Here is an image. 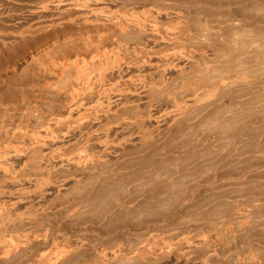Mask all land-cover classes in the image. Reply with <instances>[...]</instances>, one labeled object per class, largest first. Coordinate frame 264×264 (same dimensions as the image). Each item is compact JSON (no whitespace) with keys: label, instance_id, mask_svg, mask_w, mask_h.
I'll use <instances>...</instances> for the list:
<instances>
[{"label":"rangeland","instance_id":"1","mask_svg":"<svg viewBox=\"0 0 264 264\" xmlns=\"http://www.w3.org/2000/svg\"><path fill=\"white\" fill-rule=\"evenodd\" d=\"M116 2L118 8L129 9L134 4L135 6L132 7L140 8L135 9L142 13H146L147 10L151 13L154 11L152 14L159 19L157 24H152L150 19L148 21L155 26V29L151 25L144 33L138 31V34H143L138 35L136 28L124 32L120 25L113 26V23L106 21L103 22L105 26L102 25L103 23L94 24L96 30L92 26L81 27L82 22L74 25L65 22L67 25L62 23L64 27L60 24V27L56 28L57 25L59 26L56 24L55 28H48L50 31L44 29L47 34L41 31L42 36L39 35L40 33L34 34L36 39L31 40L32 42L27 41L26 44L17 37L20 40V42L16 41L19 47L16 45L17 48L13 51L8 49L0 51V142L5 140L6 145H14L16 141L21 146L30 145L33 142L32 135L39 134L43 128L45 129L47 121L54 114H59L57 116L63 118L62 113L76 107L70 106L73 96L71 94L73 90L70 89L80 91L83 87L78 85V89L76 86L79 75L73 72L75 70H71L73 68L70 66V60H67L68 62L65 60L67 63L64 59L62 61L71 67L68 68L71 71L66 70V64L63 65L64 63L60 61L66 52L74 50L75 46L78 51H84V48L86 51L87 47L88 50H92L96 45H101L98 48L101 51L103 44H96L100 42L101 37H103L101 42L105 41L104 46H107L113 42L112 37L116 35L115 40L118 37L123 45L120 44L122 47L118 48V51L117 45L111 46L117 51H115L116 55L121 54L127 58L120 56V60L124 59L125 65L130 57H140L132 64L135 68L131 66L128 69V64L122 66L124 69L110 68L112 74H108V71L107 78L106 75L104 78V80L110 79L107 81L109 84L110 82L114 84L118 82L120 70L121 73L126 72L122 80H119V84L126 89L125 87L122 89L119 84L117 86L125 91L131 90L129 92L132 94L135 93L130 96L131 100L134 98L133 102L131 101L132 106L130 104V107L121 108L120 115H101L102 131L107 129L106 125L109 121V123L113 121L111 123L113 126L120 122L123 123L126 131L120 132L118 136L136 137V140L133 138L134 141L131 140L127 147H124L125 151L122 150L121 155L111 158L105 167L102 166L103 168L100 166L99 169L97 167L94 169L95 167L91 166L84 172L75 170L73 173L69 170L65 172V169L52 171L51 177L54 180L58 179L57 176L60 177L59 179L71 176L67 182L68 186L60 191L57 188L58 191L55 190L54 186L53 190L51 183L45 184L48 188L44 186L43 189L41 187L38 190L35 181L32 180L34 177L29 178L28 182L26 180L27 183L24 181L22 185L25 184L24 188L28 187L25 191H29L24 194L27 195L24 197L28 198V202L25 200L23 204L26 205L20 204L17 208V205H9L10 203L9 206L6 205L14 208L5 218L8 219L10 214L16 215V218L10 216L9 220L13 219L10 221L12 224H8L9 221L5 220L8 226L6 224L0 230V236L6 235L5 237L9 239L18 240L24 237L22 233H29L32 228L30 232L40 233L39 236L48 233V236L37 239L36 243L34 241L31 243L34 245L30 244L28 248L20 245L21 247L12 254L13 257L7 255L10 257L8 259L6 254L0 251V264H42L43 261V264H48L49 260L46 258L49 255L53 258L50 259L49 264L56 262V264H264V0H116ZM121 2L124 5L120 4ZM39 3L40 0H0V21L4 20L0 26L29 21L32 19L31 11L37 10L40 7ZM151 6L153 10L149 9ZM120 12L123 11L120 9ZM179 21H183V25L180 23L182 28L184 26L179 36L182 37L177 39L178 42L171 41L169 36L176 27V25L173 27V24ZM158 23H161L159 25L161 27L158 26L156 29ZM70 25L73 28H70ZM86 27L93 29L89 30ZM150 30H155V33ZM127 35L131 37L132 43ZM106 36L112 40L109 38L111 41L108 42ZM122 39L128 40L127 44H124ZM157 40L159 44H163V47L156 43ZM163 40L171 45H167ZM87 42L91 47L87 46ZM135 44L136 46L132 47ZM128 45L132 50L126 48ZM145 45L148 48L152 47V50L146 49ZM111 46L109 48L112 49ZM141 47V52L142 50L147 52L141 54L138 49ZM65 48L68 51L63 52ZM116 57L119 59V56ZM71 58L69 59L73 61L74 57ZM65 59H68V54ZM140 61L144 64L139 65ZM136 63L139 66H136ZM143 68L145 70H142ZM164 69H167L166 74ZM141 70L142 74L137 73ZM90 71L87 74L97 82L98 72L95 77V73L91 74L93 70ZM160 71L162 73L165 71L161 73L164 80ZM63 72L72 79H67ZM70 72L72 73L68 75ZM73 73L75 76L72 75ZM237 75L239 78L235 79ZM127 76L131 80L135 79L136 84H133L134 80L130 82ZM73 77L76 83L70 82L68 86L69 81H74ZM61 78L64 81H59ZM52 82L55 87L49 88ZM55 82H58L60 90L57 89L58 84ZM72 84L75 85L74 88H71ZM155 85L159 86L157 91L154 90ZM96 93L93 94L95 96H87L90 101H85V98L83 103L87 104L89 101L87 105L96 104L100 97L98 92ZM190 98H196V102L192 106H186ZM172 111L179 112L177 114L179 116L169 117ZM81 123H85V126L83 127ZM81 123L80 127L77 123L71 128L76 126V129H91L90 119ZM17 127L19 131H16ZM20 128L26 130L20 131ZM53 128L57 131L65 129L55 126ZM16 132L20 134L17 135ZM141 132L146 133L149 138L143 143L140 141ZM43 133L44 131L40 134ZM157 163L162 164L163 170L168 168L183 170L178 176H191L192 179L185 181L183 185L188 189L191 188L193 195L185 202L183 194L167 199L165 209L155 214L152 213L151 205L155 202L160 188H157L156 183L155 186L153 185L150 173L157 170ZM108 167L120 168L123 175L122 181H115L112 191L106 190L103 182H95L97 174ZM141 169H145L144 175H141L143 174ZM75 174H79L77 177L81 178L79 182L83 178L82 183L76 180ZM137 174H140L141 178L148 177L149 179H146L149 181L143 178L144 183L138 178L140 175L136 177ZM38 176L46 178L47 172L39 173ZM8 186L4 188L9 191L3 188L0 190L3 191L0 193L1 201L4 198L3 194L6 195L3 201L7 202L20 195L21 186H17L18 190L15 188L16 185L12 187L8 184ZM30 190L36 192L32 193ZM9 192H15L16 196ZM102 195L110 200L115 197L121 203L119 214L110 222L102 220L100 222L105 212L102 213V208L95 206V200ZM9 197L13 199L10 200ZM93 200L94 202L91 203ZM147 204L150 206L149 211L128 214L129 211H137L140 206ZM187 228L188 230L197 228L193 233L198 237H191L193 242L183 238ZM63 237L68 239L75 252L65 258L60 255L53 256V251L64 239ZM197 241L202 243L199 244L200 242ZM194 242L197 244L196 247L193 246Z\"/></svg>","mask_w":264,"mask_h":264},{"label":"bare ground","instance_id":"2","mask_svg":"<svg viewBox=\"0 0 264 264\" xmlns=\"http://www.w3.org/2000/svg\"><path fill=\"white\" fill-rule=\"evenodd\" d=\"M118 1V0H117ZM120 2V1H119ZM118 2H116V0H40V3H39V8L37 9V10H35V11H31V16H32V19H29V21H27V22H22V21H18V22H16V23H14V25H12L11 23H9L10 25H6L5 27L4 26H0V51L2 52V50H4V49H8V50H10V51H13L14 50V48H17V47H19L17 44V37H19V38H21L22 39V42H23V44H24V42H25V44H26V42L27 41H33V40H35L36 39V37L35 36H33L34 34L36 35L37 33H40L41 31H46V30H49L48 28H50V27H53V28H55L54 27V25H56V24H59V26L57 25L56 26V28H58V27H60V24H62V23H64L65 24V22H71V24L72 25H74V23L75 24H77V23H81L82 22V25H81V27L82 26H84V28H85V26L87 25V26H92V27H94V29H95V26L96 25H94V24H102L104 21H106V23H113L112 25L113 26H115V25H120L121 27H123V31L124 32H130V30L132 31V29L133 28H136L135 30H137V34H138V31L139 32H146L147 30H148V28H149V26H151L152 24H157V22H158V16H155V15H153L154 13V11L151 13V11H149L148 12V10H147V12L146 13H142V12H140L139 10L137 11V9H140V8H137V7H135V8H137V9H135V8H133L132 6L134 5V4H132V6H131V8H127V7H125V8H118L117 6H119L118 4H117ZM139 3V2H138ZM137 3V4H138ZM120 4H123L122 2L120 3ZM140 4H141V2H140ZM146 4H148V3H146ZM124 5V4H123ZM126 5V4H125ZM157 5V4H156ZM155 5V6H156ZM129 6V7H130ZM135 6V5H134ZM136 6H138V5H136ZM121 7V6H120ZM145 7V6H144ZM151 8V10H153L152 8V6L151 7H149V9ZM156 8H157V6H156ZM160 8V7H159ZM120 9L123 11V12H120ZM143 9V8H142ZM145 9V8H144ZM143 9V10H144ZM148 9V8H147ZM146 10V9H145ZM157 10H158V8H157ZM162 10V9H161ZM163 10H166V9H163ZM170 10V9H169ZM172 10V9H171ZM156 11V10H155ZM159 11H160V9H159ZM168 11V10H167ZM157 13V12H156ZM173 13V12H172ZM158 14V13H157ZM160 14V13H159ZM162 14H163V12L160 14L161 16H162ZM168 15V14H167ZM177 15V14H176ZM7 16V15H6ZM178 18V17H177ZM0 19H1V17H0ZM6 20H7V18H5ZM150 19V22L152 23V24H150L149 23V20ZM182 19V18H181ZM180 20V19H179ZM2 21H4V20H1L0 21V23L2 22ZM160 22V21H159ZM181 21H179V22H177L176 24H173V27H174V25H176V27H174L173 29L171 28V24L169 25L170 26V28L172 29V31L170 30V29H168L169 30V32L171 31V32H173L169 37H170V39H171V41H175L176 40V42H178L177 41V39H180L181 37H179L180 36V34H182V32H181V28H182V26H181V23L183 22H181ZM105 23V22H104ZM102 24V25H104L105 26V24ZM4 25V24H3ZM63 25V24H62ZM61 25V26H62ZM65 25H67V24H65ZM79 25V24H78ZM159 25H161V23L159 24L158 23V25H157V28L156 29H158V26ZM182 25H183V23H182ZM80 26V25H79ZM153 27H154V29H155V26L154 25H152ZM63 27H64V25H63ZM62 27V28H63ZM66 27H68V26H66ZM65 27V28H66ZM73 28V26H71L70 25V28ZM98 27V26H97ZM100 27V26H99ZM103 27V26H102ZM102 27H101V29H102ZM109 27H111V25L109 26ZM159 27H161V26H159ZM61 28V29H62ZM64 28V29H65ZM77 28V27H76ZM104 28H106V27H104ZM107 28H108V26H107ZM115 28V27H114ZM183 28H184V26H183ZM182 28V29H183ZM188 28H190L189 26H188ZM188 28H186V29H188ZM44 29H46V30H44ZM67 29V28H66ZM69 29V28H68ZM78 29V28H77ZM86 29H89V30H91V29H93V28H87L86 27ZM100 29V30H101ZM150 29H152V27L150 28ZM163 29V28H162ZM72 30V29H71ZM96 30V29H95ZM134 30V29H133ZM190 30V29H189ZM50 31V30H49ZM48 31V32H49ZM52 31H54V29L52 30ZM51 31V32H52ZM155 31V30H154ZM154 31H152V30H150V32H154ZM156 31H158V30H156ZM159 31H160V28H159ZM163 31V30H162ZM191 31V30H190ZM42 32V33H43ZM96 32V31H95ZM98 32V31H97ZM105 32V31H104ZM120 32V31H119ZM135 32V31H134ZM166 32H167V30H166ZM170 32V33H171ZM47 34V32H44V34ZM50 33V32H49ZM131 33H133V32H131ZM136 33V32H135ZM148 34H149V31L147 32ZM147 33H145V34H147ZM155 33V32H154ZM156 33H158V32H156ZM168 33V32H167ZM169 33V34H170ZM185 33V32H184ZM186 33H187V31H186ZM43 34V36H46V35H44ZM115 33H113V35H114ZM117 34H119V33H117ZM140 34V33H139ZM138 34V35H139ZM144 34V36H146ZM151 34V33H150ZM159 34V33H158ZM162 34V33H161ZM160 34V35H161ZM164 34V33H163ZM168 34V35H169ZM39 35H41V33L39 34ZM112 35V34H111ZM129 35H130V33H129ZM133 35V34H132ZM135 35V34H134ZM133 35V36H134ZM140 35H143L142 33L140 34ZM153 35V34H152ZM167 35V36H168ZM42 36V35H41ZM40 36V37H41ZM108 36H110V35H108ZM116 36V35H115ZM114 36V37H115ZM132 36V37H133ZM136 36V35H135ZM153 36H155V35H153ZM162 36V35H161ZM184 36V35H183ZM107 37V36H106ZM114 37H112L114 40H112V38H110V37H107L106 39H108V42H110L111 40L113 41L112 43H109L107 46L105 45L104 46V43H105V41L104 42H101V40L103 39V37H101V40H100V42L98 41V40H96L97 42H99V43H96V44H103L102 46V48H103V50H99L98 48H100L99 46H101V45H96L95 46V48H92V50H88V47H87V50L85 51V48H84V51L82 52V51H78V49H76L75 47H74V50L72 49L71 51H69V52H66V51H68L66 48H65V50H63V52L65 51L66 52V55L68 54V59H65L66 58V55L64 56V58H62V59H60V61L62 62V64L63 65H65L69 60V62H70V66L73 68V69H71L72 71L73 70H75V71H73V72H75V74H77V76L79 75V77L77 78V79H79V80H77V83H76V81H75V78L73 77V79H74V81L72 80V81H69L70 79H72V78H70V76L68 77L67 76V73L65 74V72H63L64 74H65V76L66 77H68L67 79H69L68 81H69V85L67 84V79H65L66 80V84L68 85V86H70V82L72 83H76V86H77V88H78V85L80 86H82L83 88L81 89L80 88V91L79 90H74V89H70V91L71 90H73V91H71V94H73V96H71V98H72V101H70L69 103L71 104L70 106H71V108L73 107V106H76V107H74L73 109H69L70 111H66L65 113H62L61 114V112H60V114L62 115V116H64L63 118H59L57 115H59V114H54V116L50 119L49 118V120L47 121V124H46V126H45V129L43 130L42 129V131H44V133L43 134H40V133H42V131L41 132H39V134H33L32 136V140H33V142L30 144V145H28V146H25V144L23 145L22 144V146L21 145H18V143L15 141V144L14 145H12V144H8V145H6L5 144V140H3V141H1L0 142V145H3V144H5L3 147H0V190H2V188L3 189H6V190H8L9 191V189H7V188H4V187H6V186H8V184H10L11 186L13 185V186H15L16 185V189H17V186H21V188L20 189H22V186H23V189L20 191V189H19V192H20V195H18V189L16 190L17 191V194L15 193V192H12V193H10L12 190V188L10 187V194H14V196H16V195H18V197H16V198H11V197H13L12 195H10L11 197H9V198H11L10 200H12V201H3L4 200V198L6 197V195L4 196V194H3V196H2V194H1V196L2 197H4L3 198V200L1 201V199H0V230H2V228L7 224V222L5 221V220H7V221H9V223L8 224H10L11 222V220H13V219H15L16 217V215L14 216L13 214H10V216L12 217V215H13V219H11V220H9L11 217L9 216L8 217V219H6L5 217L7 216V214L9 215V212L12 210L13 211V208H14V206L15 205H17L16 206V208L21 204H23L24 203V201L26 200H28V198L26 199L24 196H26L27 197V195H24V194H27V193H25V192H28L29 193V191H25L26 189H28V187L25 189L24 187H26V185L24 184V185H22L23 183H24V181H25V183H27L28 182V180H29V178H32V177H34V178H32V180H34L35 181V186H36V188L39 190V189H41V187H42V189H43V187L45 186V184L46 185H50V183L52 184V189H53V186H54V188H55V190H61L62 188L64 189L65 188V186L67 185V182H68V179L71 177L70 175V177L69 176H67V177H69V178H66L64 175V179L63 178H61V179H59L60 177L59 176H57L58 177V179L57 180H54L51 176H53V172L52 171H55V169L56 170H59V169H65V172H67L66 170H69V171H71L72 173H73V171H75V170H77V172H79V170L80 171H82V172H84V170L86 171V169H88V168H90L91 166H94L95 168L94 169H96V167L98 168H100V166L102 167V166H104L105 167V164L107 163L108 164V162H110V159L111 158H116V156L118 157L119 156V154H120V152L124 149V147L126 146V145H128L130 142H131V140H133V138L135 139L136 137H125V136H118L119 135V133L120 132H124V130L126 131V129H125V126L123 127V123H117V124H115L116 126H120V128H118V127H114L111 123L113 122H111V123H109L108 122V124L106 125L107 126V129H105V131H102L101 130V115H120L119 114V111L121 110V108H125L126 106H128V107H130V104H131V106H132V103H131V101L134 99H130V96H131V94L132 93H130L129 91H131V90H126L125 91V89H126V87H125V89L124 90H122L124 87L122 86V85H120L119 84V80H122V78L126 75V72H125V74H124V71H123V73H121V70H120V73L118 74V78H117V80H118V82H116V83H114V84H111V82H110V84L107 82L108 80H110V79H108V80H104V78H105V75H106V73L109 71V69L110 68H121L123 65H125V63H124V59L126 58V57H124V55L122 56L121 54L120 55H116L117 53V51H118V48H120V47H122L120 44H122V42L118 39V37L116 38V40H115V38ZM127 37H128V35H127ZM126 37V38H127ZM148 37V36H147ZM111 40H110V39ZM120 38V37H119ZM129 38V37H128ZM127 38V39H128ZM131 38V37H130ZM130 38H129V41H131V43H132V40H130ZM151 38V37H150ZM152 38H154V37H152ZM162 39H163V37H161ZM100 39V38H99ZM126 39V40H127ZM155 39H157V36L155 37ZM158 39H160V36L158 37ZM165 39V38H164ZM95 40V39H94ZM110 40V41H109ZM148 40V39H147ZM150 40V39H149ZM166 40V39H165ZM167 40H168V38H167ZM166 40V41H167ZM182 40V39H181ZM31 41V42H32ZM103 41V40H102ZM122 41H123V39H122ZM151 41V40H150ZM149 41V42H150ZM153 41V40H152ZM155 41V40H154ZM164 41V40H163ZM18 42H20V40H18ZM21 42V43H22ZM89 42V41H88ZM88 42L86 43V44H88ZM123 42H125L124 44H127V42H128V40L127 41H123ZM159 41L157 40V42L156 43H158ZM165 42V41H164ZM170 42V41H169ZM168 42V43H169ZM17 43V44H16ZM21 43H19V44H21ZM28 43V42H27ZM131 43H129V44H131ZM133 43H134V41H133ZM163 43V42H162ZM166 43V42H165ZM164 43V45H166ZM180 43V42H179ZM106 44H107V42H106ZM136 44H137V42H136ZM136 44L134 45V46H132V47H135L136 46ZM148 44V43H147ZM155 44V43H154ZM159 44V43H158ZM161 44V43H160ZM159 44V45H160ZM170 45H171V43H169ZM169 44H167V45H169ZM173 44H175L174 42H173ZM17 45V47H15ZM28 45V44H27ZM85 45V44H84ZM83 45V46H84ZM90 45V43L87 45V46H89ZM111 45H117L116 46V48H117V51L115 50V48H113V46H111ZM123 45V44H122ZM132 45V44H131ZM130 45V46H131ZM143 45V44H142ZM153 45V44H152ZM157 45V44H156ZM163 44H161V46H162ZM178 45V44H177ZM22 46H24V45H21V47ZM86 46V45H85ZM84 46V47H85ZM109 46H111L112 47V49L111 48H109ZM146 46V49H148L149 51H151L152 50V47L150 48H148L147 47V45H145ZM174 46V45H173ZM9 47V48H8ZM11 47V48H10ZM90 47H91V45H90ZM108 47V48H107ZM115 47V46H114ZM137 47H138V45H137ZM136 47V48H137ZM139 47H140V45H139ZM143 47V46H142ZM142 47L141 48H138L139 49V51H140V49H142ZM163 47V46H162ZM71 48H73L72 46H71ZM97 48V49H96ZM126 48H128L129 50L131 49V47H129V45L126 47ZM143 48H145V47H143ZM70 49V48H69ZM76 49V50H75ZM89 49H91V48H89ZM95 49V50H94ZM121 49V48H120ZM155 49V48H154ZM125 49H123V51H124ZM128 50V51H129ZM132 50V49H131ZM133 50H137V49H133ZM116 51V52H115ZM119 51H121V50H119ZM126 51V50H125ZM62 52V51H61ZM60 52V54L62 55V53ZM134 52V51H133ZM145 53V52H147V51H143L142 50V52L140 51V53L142 54V53ZM70 53V54H69ZM116 53V54H115ZM118 53H120V52H118ZM137 53V52H136ZM139 53V52H138ZM137 53V54H138ZM64 54V53H63ZM119 56V59H118V57H116V56ZM120 56H122V58L124 57V59H121L120 60ZM135 57L137 56L136 54L134 55ZM167 56V55H166ZM165 56V57H166ZM61 57H63V56H61ZM71 57H74L73 58V61L71 60L72 58ZM133 57V56H132ZM132 57H130L129 59L130 60H127L128 62H127V64L129 65V67H128V69H130L131 68V66H132V68L134 67L132 64H133V62L136 60V62H137V59H139L140 57H137V58H134L133 57V59H132ZM58 59H59V56L57 57ZM69 58H71V59H69ZM145 58V57H144ZM64 59V61L66 60H68L66 63L65 62H63L62 60ZM127 59V58H126ZM169 59V58H168ZM148 60H149V58H148ZM72 61V62H71ZM143 61V60H142ZM145 62L147 61V57H146V60H144ZM140 63L141 64H139V65H142V64H144L143 62H141L140 61ZM126 64V65H127ZM137 65L136 66H139L138 65V63H136ZM147 64V63H146ZM51 65V64H50ZM125 65V66H126ZM127 65V66H128ZM61 66V65H60ZM66 66H67V69L65 68V66H63L64 67V70L66 69V70H69L71 67L69 66V65H67L66 64ZM152 66V65H151ZM150 66V67H151ZM49 67H52V66H49ZM70 67V68H69ZM142 66H140V68H141ZM144 67V66H143ZM174 68H175V66H173ZM177 67V66H176ZM60 68H62V67H60ZM69 68V69H68ZM123 69H124V67H122ZM121 68V69H122ZM126 68V67H125ZM135 68V67H134ZM155 68V67H154ZM157 68V67H156ZM159 68V67H158ZM157 68V69H158ZM161 68V67H160ZM168 68H169V66H168ZM167 68V69H168ZM171 68V67H170ZM173 68V69H174ZM93 70L92 71V73L91 74H94L95 73V77H97L96 76V72H98L97 73V75H98V77L97 78H99L98 80H97V82H94L95 80H92V77H91V75H89V74H87L90 70ZM167 69H164V70H166V72H165V74L167 73ZM65 70V71H66ZM71 70H69V71H71ZM119 70H117V71H119ZM135 70V69H134ZM137 70H138V68H137ZM142 70H145L144 68L142 69ZM142 70L141 71H139V72H137V73H141L142 72ZM169 71H170V69H168ZM171 70H172V68H171ZM183 70V69H182ZM47 71V70H46ZM45 71V72H46ZM49 71V70H48ZM47 71V72H48ZM110 71H111V69H110ZM110 71L108 72V74L110 73ZM133 71V70H132ZM159 71V70H158ZM162 71H163V69H162ZM162 71H160L159 73H160V75H162L163 73H162ZM52 72V71H51ZM91 72V71H90ZM127 72H129V71H127ZM131 72V71H130ZM183 72V71H182ZM53 73V72H52ZM54 73H55V71H54ZM57 73H59V72H57ZM72 72H70V73H68V75L69 74H71ZM115 73V72H114ZM136 73V72H135ZM134 73V74H135ZM156 73V72H155ZM162 73V74H161ZM75 74L73 73L72 75L73 76H75ZM107 74V75H108ZM110 74H112V73H110ZM133 74V73H132ZM131 74V75H132ZM142 74V73H141ZM164 74V75H165ZM71 75V76H72ZM107 75H106V78H107ZM113 75H115V74H113ZM112 75V76H113ZM117 75V74H116ZM131 75H129L131 78H132V76ZM160 75H159V77H160ZM47 76H49L50 77V75H47ZM46 76V77H47ZM64 76V77H65ZM90 76V77H89ZM94 76H93V78H94ZM110 76V75H109ZM129 76H127V77H129ZM56 77V76H55ZM63 77V76H62ZM63 77V78H64ZM65 77V78H66ZM114 77V76H113ZM128 78V80L130 79L131 80V78ZM135 77V76H134ZM162 78H163V75L161 76ZM235 77V76H234ZM54 78V77H53ZM109 78H112V77H109ZM115 78V77H114ZM140 78H142V77H140ZM238 79L239 78V75H237V77H235V79ZM127 79V78H126ZM54 80H56V78H54ZM61 80H63L62 78L59 80V81H61ZM116 80V81H117ZM132 80H134L133 81V84L135 83V79H132ZM132 80L130 81V82H132ZM160 81H162V79H159ZM158 80V81H159ZM163 80H164V78H163ZM51 81H52V79H51ZM57 81V80H56ZM58 81V82H59ZM64 81V80H63ZM79 81V82H78ZM112 81V80H111ZM113 81H115V79H113ZM137 81H138V78H137ZM58 82H55V83H57L58 84ZM62 82V81H61ZM105 82H107L108 83V85H106L105 84ZM122 82V81H121ZM124 82H125V80H124ZM60 83V82H59ZM63 83H65V82H63ZM138 83V82H137ZM141 84H142V82H140ZM163 83V82H162ZM161 83V84H162ZM62 84V83H61ZM60 84V85H61ZM117 84H119L120 86H121V88L122 89H120L119 88V86H117ZM136 84V83H135ZM140 84V85H141ZM144 84V83H143ZM142 84V85H143ZM51 85V84H50ZM63 85V86H62ZM61 86L62 87H64V84H62ZM125 85V84H124ZM158 85V84H157ZM163 85V84H162ZM52 86H53V82H52ZM49 87V88H54L55 86H53V87ZM59 86V84L57 85V89L59 88L58 87ZM68 86H66L67 87V89L69 90V87ZM73 86V87H72ZM74 84H72L71 85V88H74ZM126 86H127V84H126ZM62 87H61V89H62ZM159 86H157L156 87V85H155V89L154 90H158L157 88H158ZM77 88H75V89H77ZM128 88V87H127ZM140 88V87H139ZM144 88H145V86H144ZM56 89V90H57ZM64 89L66 90V88L64 87ZM79 89V88H78ZM49 90V89H48ZM58 90H60V89H58ZM57 90V91H58ZM68 90H67V92H68ZM143 90V89H142ZM151 90V89H150ZM150 90H149V92H150ZM47 90H45V92H46ZM50 91V90H49ZM49 91H47V92H49ZM138 91V90H137ZM152 91V90H151ZM156 91H154V92H156ZM51 92H52V89H51ZM96 92H98V95L100 96L99 97V99H98V97H97V99H98V101L96 102V104H89V105H87L88 103H89V99H87L86 97L87 96H89V95H93V94H97ZM153 92V91H152ZM151 92V93H152ZM69 93V92H68ZM147 93V92H146ZM70 94V95H71ZM134 95H135V93H133ZM132 94V95H133ZM148 94V93H147ZM150 94V93H149ZM153 94V93H152ZM69 95V96H70ZM138 95H139V92H138ZM93 96H95V95H93ZM97 96V95H96ZM134 97V96H133ZM85 98H86V100H85ZM93 98V97H92ZM95 99H96V97H95ZM87 101V100H89L88 101V103L86 104L85 102L83 103V101ZM91 101H94V100H91ZM133 102V101H132ZM196 102V98H190V99H188L187 100V102H186V106H192L194 103ZM67 103H68V101H67ZM66 103V104H67ZM91 103V102H90ZM68 105V104H67ZM90 105H92V106H90ZM185 106V107H186ZM36 108H37V106H35ZM34 108V107H33ZM51 109V108H50ZM123 110H125V109H123ZM178 110V109H177ZM122 111V110H121ZM181 111V110H180ZM49 112V111H48ZM57 112V111H56ZM62 112H64V111H62ZM55 113V112H54ZM58 113V112H57ZM47 114H49V113H47ZM67 114V115H66ZM168 114V113H167ZM177 114H179V112H176V111H172V112H170L169 113V117H171V116H179V115H177ZM66 115V116H65ZM51 117V116H50ZM48 119V118H47ZM46 118H45V120H47ZM87 119H90V123L92 124L91 125V129L89 128V129H86V130H81V129H76L75 127L76 126H74V130L71 128V126H73V125H76L77 123H78V126L80 125V123L81 122H84V120L86 121ZM109 119V118H108ZM121 119V118H120ZM115 120H117V119H115ZM44 121V120H43ZM81 121V122H80ZM121 121H122V119H121ZM124 122V121H123ZM131 122V121H130ZM136 122H138V121H136ZM42 123H44V122H42ZM86 123V122H85ZM85 123H81V124H83V127L85 126L84 124ZM115 123V122H114ZM139 123V122H138ZM18 124H20L21 125V123H18ZM17 124V125H18ZM87 124V123H86ZM125 124V123H124ZM141 124V123H140ZM16 125V126H17ZM23 125V124H22ZM138 125V124H137ZM19 126V125H18ZM59 127V128H63V127H65V129L64 130H59L58 129V131L56 130V129H54L53 127ZM81 126V125H80ZM79 126V127H80ZM140 126V125H139ZM87 127V126H86ZM105 127V126H104ZM104 127H102V128H104ZM131 127V126H130ZM18 128V127H17ZM22 128V127H21ZM20 128V129H21ZM42 128V127H41ZM24 130H26L25 128H23ZM23 129H21L20 131H24ZM138 129H140V128H138ZM137 129V130H138ZM133 130H134V128H133ZM16 131H19V128H18V130H16ZM141 131V130H140ZM139 131V132H140ZM26 132V131H25ZM37 133H38V131H36ZM17 133V132H16ZM19 133V132H18ZM17 133V135H19ZM28 133V132H27ZM26 133V134H27ZM132 133V132H131ZM135 133V132H134ZM143 132H141V142L143 143L144 141H146L147 139H149V138H147V134L146 133H143ZM136 134V133H135ZM139 134V133H138ZM15 135V134H14ZM25 135V134H24ZM132 135V134H131ZM138 136V135H137ZM10 140V139H9ZM136 140V139H135ZM134 141V140H133ZM10 142H13V141H10ZM19 142V141H18ZM30 142V141H29ZM6 143H8V142H6ZM16 143H17V145H16ZM20 144V143H19ZM135 144V143H134ZM75 145H76V147L78 148V150H75V149H77V148H75ZM133 145V144H132ZM72 146H74V147H72ZM127 147V146H126ZM125 147V148H126ZM125 150H123V152H124ZM122 154V153H121ZM120 154V155H121ZM151 165V164H150ZM108 166V165H107ZM154 166V165H153ZM157 167H154V168H157V170H154L153 172H151L150 173V178H152L153 180V182H154V186H155V183L157 184V188H160V192H159V194L157 195V197H156V200H155V202H153L152 203V205H151V210H152V213H155V214H158V213H161V211L162 210H164L165 209V206H166V202H165V200H167V199H172V198H174V197H177V196H180V195H182L183 194V197L185 198V200H184V202L186 201V200H188V198L189 197H191L193 194V190H191V188H189L188 189V187L186 186V187H184V185H183V183L185 182V181H189V180H191L192 179V177L191 176H188V175H181V176H178V174H180V172L181 171H183V170H181V169H179V168H176V169H167V170H163L162 169V164H159V163H157V165H156ZM98 168V169H99ZM103 168V167H102ZM152 168V167H151ZM151 168L149 169L150 171H151ZM92 169H93V167H92ZM90 170V169H89ZM142 170V169H141ZM145 170V169H144ZM144 170H142V172L144 171ZM153 170V169H152ZM148 171V170H147ZM44 172H47V176H46V178L44 177V178H42V176H41V178L38 176L37 177V175L39 174V173H44ZM56 172V171H55ZM59 172V171H58ZM60 172H62V171H60ZM64 172V171H63ZM145 172V171H144ZM144 172H143V174H141V175H144ZM71 173V174H72ZM141 173V172H140ZM56 174V173H55ZM63 174V173H62ZM79 174H81V173H79ZM78 174V175H79ZM43 175V174H42ZM58 175H60L59 173H58ZM78 175H76L75 174V176H76V180L79 182V180H81V178L80 179H78L77 177H79ZM140 175V174H139ZM138 174H137V176L136 177H138L139 176ZM139 176L138 178H140V179H142L143 180V178L144 179H146V178H148V177H143V178H141L142 176ZM74 176V175H73ZM81 177H82V175H81ZM191 177V178H190ZM74 178V177H73ZM136 179V178H135ZM149 179V178H148ZM26 180H27V182H26ZM123 180V175H122V170L119 168H117V169H115V168H113V167H108V168H106L104 171H100L99 172V174H97V176H96V179H95V182H98V183H104V185H103V187H106V190H109L110 189V191H112L113 190V188H114V186L113 185H115L114 183H116L117 181H122ZM137 181H139L138 179H136ZM142 180H140V182L142 181ZM31 181V180H30ZM29 181V182H30ZM116 181V182H115ZM144 181V180H143ZM146 181H149V180H147L146 179ZM151 181V180H150ZM151 181V182H152ZM32 182V181H31ZM30 182V183H31ZM81 183L83 182V178H82V181H80ZM79 182V183H80ZM34 183V182H33ZM144 183H145V181H144ZM147 183V182H146ZM148 183H150V182H148ZM12 186V187H13ZM68 186V185H67ZM33 187V186H32ZM45 187H47V186H45ZM8 188H9V186H8ZM35 188V189H36ZM48 188V187H47ZM57 188V189H56ZM32 189V188H31ZM54 190V189H53ZM57 190V191H58ZM5 191V190H4ZM14 191V190H13ZM31 192H32V190H30ZM34 191V190H33ZM40 191H42V190H40ZM36 192V191H35ZM35 192H32V193H35ZM53 192V191H52ZM0 193H3V191L1 192L0 191ZM7 193V192H6ZM5 193V194H6ZM8 193V194H9ZM39 193V192H38ZM37 193V194H38ZM46 193V192H45ZM44 193V194H45ZM48 193V192H47ZM46 193V194H47ZM16 194V195H15ZM44 194H42L43 196H45ZM49 194V193H48ZM28 195H30V194H28ZM41 195V194H40ZM9 196V195H8ZM34 196H35V194H34ZM47 196V195H46ZM104 195H102V196H99L98 198H97V200H95L96 201V203H95V206L97 207V206H99L100 208H102V213L103 212H105L104 214H103V217H101L102 219H100V222H101V220L102 221H104V222H110L114 217H116L118 214H119V209H120V207H121V203L118 201V199L116 198L115 199V197H114V199L112 200H110V199H108L107 197H103ZM1 197V198H2ZM49 197V196H48ZM8 198V197H7ZM36 198V197H35ZM44 198V197H43ZM30 199V198H29ZM32 199V198H31ZM6 200V199H5ZM43 200V199H42ZM45 200V199H44ZM94 200L91 202V203H93L94 202ZM28 202V201H27ZM33 202V201H32ZM8 203H10L9 205H14V206H12L11 208H9V207H6V205H8ZM26 203V202H25ZM8 205V206H9ZM23 205H26V204H23ZM181 205H183V204H181ZM29 206V205H28ZM150 210V206H148V204L147 205H142V206H140L138 209H137V211H129L128 212V214H138V213H142V212H147V211H149ZM15 211V210H14ZM33 212H35V211H33ZM37 212V211H36ZM35 212V213H36ZM11 213V212H10ZM13 213V212H12ZM31 213V212H30ZM16 214V213H15ZM27 214V213H26ZM154 214V215H155ZM15 217V218H14ZM19 218V217H18ZM151 218H149V220H150ZM27 220H28V218H27ZM33 220V219H32ZM148 220V221H149ZM153 220V219H152ZM151 220V221H152ZM15 221V220H14ZM30 221V220H29ZM28 221V222H29ZM154 221V220H153ZM13 222V221H12ZM8 224H7V226H8ZM12 224V223H11ZM20 226V225H19ZM12 227V226H11ZM17 227V226H16ZM18 228V227H17ZM29 229V228H28ZM33 229V228H32ZM32 229H30V231L32 230ZM48 229H50V228H48ZM4 230V229H3ZM18 230V229H17ZM23 230V229H22ZM26 230V229H25ZM28 231V230H27ZM29 231V233H22V235H24V237L22 238V237H20V238H22V239H18V240H16V239H14V238H11V239H9V238H7V237H5V236H0V251H1V253H2V251H3V254H6V257H7V255H11L12 256V254L14 253V251H16V250H18L19 249V247H21L20 245H22V246H24V247H26V248H28V246H30V244L31 243H33L34 241H35V243H36V240L37 239H42V237H44V238H47V236H48V233H45V234H42V236H39V232H37V233H39V234H35L33 231L32 232H30ZM36 231V230H35ZM195 231H197V228H191L190 230H188V228H187V230L185 231V233H183V238L185 239V240H191V237H194V236H196V237H198V235H195L193 232H195ZM2 232V231H1ZM4 232V231H3ZM5 233V232H4ZM3 233V234H4ZM10 233V232H9ZM3 234H1V235H3ZM15 234V233H14ZM18 234V233H17ZM198 234V233H197ZM19 235V234H18ZM26 235V236H25ZM200 235V234H199ZM180 236V235H179ZM203 236H205V235H203ZM16 237H17V235H16ZM19 237V236H18ZM200 237H201V235H200ZM206 237V236H205ZM204 237V238H205ZM43 238V239H44ZM64 238V237H63ZM182 238V237H181ZM183 238L181 239V240H183ZM202 238V237H201ZM201 238L199 239V240H201ZM204 238H203V242L205 241L204 240ZM52 239V238H51ZM59 239V238H58ZM61 239H62V237H61ZM67 239V238H66ZM65 238L61 241V240H59V241H61V243L59 242V244L56 246V248H55V250L53 251V253H52V255L54 256V255H60V257L61 256H63L64 258H65V256L67 257L68 255H70L72 252H75V248L73 247V246H70V242H68V239L66 240ZM197 239V238H196ZM192 241V240H191ZM194 241H195V239H194ZM40 242V241H39ZM190 242V241H189ZM188 242V243H189ZM193 242V241H192ZM196 242V241H195ZM194 242V243H195ZM197 242H200V241H197ZM187 243V242H186ZM194 243H192V244H194ZM202 242H200L199 244H201ZM191 244V243H190ZM31 245H34V244H31ZM196 243L193 245V246H195L196 247ZM23 247V248H24ZM116 251V250H115ZM114 251V252H115ZM16 254V253H15ZM14 254V255H15ZM117 254V253H116ZM1 255V254H0ZM45 255V254H44ZM114 255V254H113ZM3 256V255H2ZM22 256V255H21ZM57 256H56V258H57ZM106 256H107V254H106ZM3 257H5V256H3ZM3 257H1V258H3ZM13 257V256H12ZM8 258H10L9 256L7 257V259ZM55 258V257H54ZM18 259V258H17ZM50 259H53L52 257H51V255H49L47 258H46V260H49L50 261ZM59 259V258H58ZM61 259V258H60ZM4 260V259H3ZM5 260H6V258H5ZM45 260V259H44ZM45 260V261H46ZM63 260V259H62ZM7 261V260H6ZM15 261V260H14ZM48 261V264L50 263ZM52 261V260H51ZM58 261V260H57ZM60 261V260H59ZM44 262V261H43ZM43 262H42V264H43ZM10 263H11V261H10ZM57 263V262H56ZM55 263V264H56ZM44 264H46V263H44ZM51 264H53V263H51Z\"/></svg>","mask_w":264,"mask_h":264}]
</instances>
